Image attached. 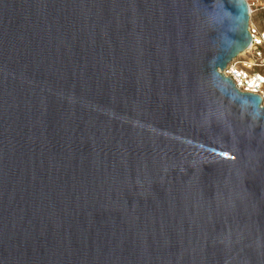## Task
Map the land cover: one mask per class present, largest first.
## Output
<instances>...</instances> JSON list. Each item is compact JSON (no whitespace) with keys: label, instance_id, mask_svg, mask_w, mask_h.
I'll list each match as a JSON object with an SVG mask.
<instances>
[{"label":"water","instance_id":"95a60500","mask_svg":"<svg viewBox=\"0 0 264 264\" xmlns=\"http://www.w3.org/2000/svg\"><path fill=\"white\" fill-rule=\"evenodd\" d=\"M246 0H0V264H264V106L220 70Z\"/></svg>","mask_w":264,"mask_h":264},{"label":"built area","instance_id":"2783aa9c","mask_svg":"<svg viewBox=\"0 0 264 264\" xmlns=\"http://www.w3.org/2000/svg\"><path fill=\"white\" fill-rule=\"evenodd\" d=\"M250 12V45L220 71L231 78L236 87L243 92L258 94L264 106V23L252 21L257 9L264 10V0H246Z\"/></svg>","mask_w":264,"mask_h":264},{"label":"rangeland","instance_id":"374dc122","mask_svg":"<svg viewBox=\"0 0 264 264\" xmlns=\"http://www.w3.org/2000/svg\"><path fill=\"white\" fill-rule=\"evenodd\" d=\"M251 18L254 23L258 24V21H259L260 24H263L264 23V10L257 9L256 11L253 12Z\"/></svg>","mask_w":264,"mask_h":264},{"label":"bare ground","instance_id":"6f19581e","mask_svg":"<svg viewBox=\"0 0 264 264\" xmlns=\"http://www.w3.org/2000/svg\"><path fill=\"white\" fill-rule=\"evenodd\" d=\"M251 12V11H250Z\"/></svg>","mask_w":264,"mask_h":264}]
</instances>
